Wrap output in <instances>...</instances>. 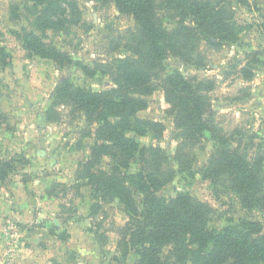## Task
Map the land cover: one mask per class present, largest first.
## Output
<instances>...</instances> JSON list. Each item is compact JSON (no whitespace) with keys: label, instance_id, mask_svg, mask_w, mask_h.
I'll use <instances>...</instances> for the list:
<instances>
[{"label":"rangeland","instance_id":"1","mask_svg":"<svg viewBox=\"0 0 264 264\" xmlns=\"http://www.w3.org/2000/svg\"><path fill=\"white\" fill-rule=\"evenodd\" d=\"M203 1L236 24L239 38L200 39L198 65L169 51L154 72L151 90L142 95L147 107L138 112L158 124L136 138L158 150L149 159L167 173L160 195L187 191L207 203L211 227L243 217L264 223L261 212L242 207L229 174L213 170L220 144L211 131L195 138L166 99L165 81L172 71L194 82L206 80L208 127L239 147L264 184V0ZM46 5L60 23L48 33L74 64L62 67L34 54L15 34L32 29ZM161 14L171 32L181 30L183 11L163 8ZM0 47L12 55L10 64H0V155L16 166L0 187L10 196L21 194L31 211L29 218L5 220L1 240L7 253L22 248L24 264H133L136 255L123 257L121 229L129 221L124 205L81 180L80 164L92 153L98 125L75 105L56 99L55 91L67 79L95 91L114 87L116 69H125L118 62L145 51L138 23L109 0H0ZM110 164L105 158L102 167Z\"/></svg>","mask_w":264,"mask_h":264},{"label":"trees","instance_id":"2","mask_svg":"<svg viewBox=\"0 0 264 264\" xmlns=\"http://www.w3.org/2000/svg\"><path fill=\"white\" fill-rule=\"evenodd\" d=\"M109 1L121 12L133 15L142 33L145 51L136 58L118 62V67L125 69H116L113 75L116 85L109 90L95 91L67 79L57 86L55 97L75 105L98 125L92 153L80 164L81 180H87L100 196L118 199L124 205L129 221L121 229L123 257L136 255L133 264H264L262 221L230 218L221 228L211 227L207 203L196 200L187 191H178L171 197L160 195L168 181L167 173L149 159L158 150L142 145L136 138L147 136L151 127L158 124L140 118L138 112L147 107L142 95L151 90L154 72L168 52L173 51L186 62L198 65L200 55L194 58L195 43L200 39L209 43L236 42L239 38L234 30L236 24L224 18L222 11L210 1ZM15 7L18 11V5ZM51 8L46 5L38 11L32 29L23 27L15 34L34 54L62 67L69 66L75 63L70 53L60 49L48 33L60 25L51 17ZM163 8L184 12L181 30L171 32L164 25ZM187 19L190 25L185 24ZM11 58L7 48L0 47V64H10ZM205 82H194L181 71H172L165 81L166 99L173 105L177 121L184 120V126L193 129L195 138H203L211 131L214 142L220 144L213 170L229 174L244 209L257 210L264 216L262 175L229 138L208 127L204 94L211 87H205ZM105 158L111 160L109 169L102 167ZM15 170V161L0 155V180Z\"/></svg>","mask_w":264,"mask_h":264},{"label":"crops","instance_id":"3","mask_svg":"<svg viewBox=\"0 0 264 264\" xmlns=\"http://www.w3.org/2000/svg\"><path fill=\"white\" fill-rule=\"evenodd\" d=\"M30 208L21 202V194L9 195L5 188L0 187V264H24V256L21 254L22 248L15 250L14 254H8L5 243L1 240V228L5 220L15 217L19 220L29 218Z\"/></svg>","mask_w":264,"mask_h":264}]
</instances>
